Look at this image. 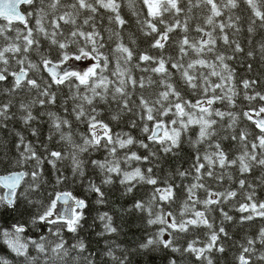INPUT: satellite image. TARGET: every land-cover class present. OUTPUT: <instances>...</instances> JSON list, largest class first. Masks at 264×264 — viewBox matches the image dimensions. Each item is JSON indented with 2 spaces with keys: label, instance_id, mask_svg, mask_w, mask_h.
Here are the masks:
<instances>
[{
  "label": "snow or ice",
  "instance_id": "obj_1",
  "mask_svg": "<svg viewBox=\"0 0 264 264\" xmlns=\"http://www.w3.org/2000/svg\"><path fill=\"white\" fill-rule=\"evenodd\" d=\"M241 4L247 14L246 53L237 38L244 31V18L234 11ZM21 5L28 10L22 13ZM201 6L207 10V27L197 24L195 31L201 35L189 39L190 17L179 19L185 12L181 0H127L139 33L152 38L149 51L139 49L122 0H0V95L9 97L0 102V126L18 119L38 137L33 110L39 106V116L48 118L47 142L39 145L42 152L16 131V155L9 159L6 152L0 160L14 169L0 176V187L11 193L0 197V204L14 208L26 202L35 207L28 224L47 228L38 240L27 238L25 224L19 221L11 230L0 231L16 264H104V257L111 264H131L129 250L117 255L114 241H106L97 259L80 238L88 203L61 190L68 182L94 193L97 205L107 203L105 188L122 197L134 196L125 211L142 214L148 227L159 226L146 234L138 249L167 250L172 254L168 264H215L213 254L225 253L222 240L231 238L230 226L257 218L264 221V199H258L256 191L258 187L264 191V91L249 94L247 90L259 81L242 79L249 109L236 113L215 107L236 106L235 73L228 61L237 54L254 58L257 51L264 61V37L257 48L251 47L257 29H264V0H196L195 4L189 0L187 11ZM225 12L226 19H218ZM165 13L173 17L172 23L163 19ZM177 30L184 35L173 41L171 34ZM218 41L227 52L217 51ZM173 44L176 56L165 58V49ZM248 69L252 71V63ZM64 87L69 94L58 105L60 115L51 109L57 107V93ZM22 93L29 98L19 100L17 115L12 109ZM68 100L73 101L71 110ZM241 115L249 127L254 126L251 130L240 127ZM124 123L139 137L131 131H113V124ZM81 125L85 131H80ZM53 141L56 148L50 147ZM185 145L191 150L189 167H165ZM101 152L102 159L96 155ZM46 166L55 174L54 182ZM188 177L191 182H186ZM241 192L243 200L237 201ZM96 219L103 226L98 236L118 233L108 212H98L93 223ZM201 229L203 240L198 238ZM245 239L235 264H264V224ZM0 264L11 262L0 258Z\"/></svg>",
  "mask_w": 264,
  "mask_h": 264
},
{
  "label": "trees",
  "instance_id": "obj_2",
  "mask_svg": "<svg viewBox=\"0 0 264 264\" xmlns=\"http://www.w3.org/2000/svg\"><path fill=\"white\" fill-rule=\"evenodd\" d=\"M189 0H181V7L185 9V12L179 17L181 22L184 20V16H189V24H188V32L187 36L189 39H195L198 38L201 34L197 33L195 31V28L197 24L201 25L202 27H207L204 23V17L207 14V10L204 6H201L199 8L193 7L191 13L187 11ZM196 0H192V3L195 4ZM219 3L220 0H217ZM140 5H137V10H139ZM243 4H241V7L234 10L235 14L241 15L244 18L243 21V28L244 31L237 36V38L241 41L245 53L249 50V44H248V33H247V22H246V16L247 14L243 11ZM28 10V6H24L22 8V12H25ZM122 11L125 16V18L129 19L133 22L135 21V17L131 15L130 10L127 7V0H122ZM146 11V10H145ZM228 13L225 12L224 16L218 19H226ZM159 19V17L157 18ZM163 19L169 23L173 22V17L165 13L163 15ZM104 25L107 26V19L104 20ZM34 24V21H33ZM19 27H22L21 25H17ZM113 27H116L113 25ZM161 29H163V25H159ZM208 30H211L208 28ZM132 31L136 33V36L138 38V44L139 49H148L149 51H153L149 48V42L151 41V37H145L141 35L138 31V26H133ZM218 35V29L217 33ZM107 34L105 33V36ZM173 41L177 40V38H182L184 33L180 32L179 30L175 31L171 34ZM231 36V33H229ZM262 37H264V29H257V33L253 38V45L251 46L253 49L258 47V43L260 42ZM124 42L128 43V36L127 33L124 34ZM218 52H227L226 47L222 44V42L218 41ZM154 54L159 55L158 51H155ZM169 54H172L174 57L176 56L175 51V45L173 44L172 48H166L165 49V58ZM191 55V54H190ZM208 59H214L211 55L207 57ZM33 59L35 57L33 56ZM186 62V61H185ZM229 66L233 69L235 73L234 81L233 83L236 85V89L238 92V96L235 98V107L234 108H228L226 103H217L215 107L221 108L222 110L226 111H233L236 113H241L242 111H246L249 109L250 105L249 102L244 100V92L245 90L242 87V79H257L259 83L254 86V88H250L247 91L249 94H252L254 90H260L264 91V76L261 75V73H264V61L260 59L259 53L257 51V54L254 58H249L246 54H237V56L232 60L227 62ZM253 64L252 71H249L248 64ZM136 76L139 77L141 73L138 71L135 72ZM38 75V74H37ZM46 75V73H45ZM147 75V74H145ZM178 79V77H177ZM214 80L216 78H213ZM72 91H75V89H72ZM152 91V90H149ZM219 91V90H217ZM69 94V88L64 87L62 89V92H58V100H57V107L52 108L51 110L56 111L58 114L63 115V110L59 108V104L67 98ZM147 94V93H146ZM29 97L26 93H22L21 95L17 96L14 103L16 107H13L12 111L16 112L17 115L20 113L18 112V103L20 99L27 100ZM9 99V97H6L4 95H0V102H3L4 100ZM194 102V101H193ZM255 103V102H254ZM73 101L68 100L67 107L69 110H71ZM115 107V106H113ZM39 106H37L33 112L34 115L38 117V122H33V126H37L39 129V136L33 137L31 133L25 129L22 125V123L16 119L13 121L7 122V126L3 127L0 126V160H3L5 153L7 152L8 158L11 159L16 155L15 150V143L17 140V137L15 135L16 131L22 132L26 137V142H31L35 147H37L38 151H43L42 148H40V142H47V133H48V123L44 122L47 121V117H40ZM227 119V118H226ZM226 122V121H225ZM113 131H131L134 136L139 137V133L136 130L129 129L127 127V124H113ZM240 127L246 128V130H251V126L249 127V122L246 121L243 116H240ZM86 126L81 125L80 131H85ZM58 139V136L55 138ZM50 147L56 148L57 145L55 141H53L50 144ZM191 153V150L185 145L182 149V152L179 154L176 158H170L168 161V164L165 165V167L171 166L172 169H175L177 166H181L182 168H188L189 167V155ZM97 157L103 158V153H97ZM68 162L65 161L64 164L66 165ZM48 167V178L51 179L53 182L55 180V174L51 172L50 166ZM14 169L10 165H6L4 163H0V175H6L13 171ZM70 172V169H68ZM255 175H259V172H256ZM97 182H99V177L97 176ZM186 182H191V177L187 178ZM215 183V182H211ZM224 187H227L229 185V181L225 179L223 182ZM117 188H119L118 182L116 185ZM232 187H236L235 184L232 185ZM62 191H68L70 192L74 197L78 198H86L88 203V208L86 210L87 213V224L85 226V230H82L79 233L80 238H83L90 249V251L99 259L100 251L106 249V241H114L115 243L112 244L113 248H117V245L119 246L116 254L122 255L123 252L121 250L127 249L130 253V260L131 264H168V259L172 256L170 252L164 249L159 250H150L148 252H140L138 249V244L140 241L145 240L146 234L149 232H155L159 226H151L148 227L146 225V221L144 219V216L140 213H127L125 210L128 209L135 197L134 196H126L122 197L119 191H112L109 188H105V192L107 194V203L102 205H97L95 201V194L89 193L85 190V187L82 184L76 183L73 184L72 182H68L61 186ZM222 190V189H221ZM22 191V189L18 190ZM257 191V198L258 199H264V191H262L259 187L256 189ZM0 193L2 195V190L0 189ZM45 197L47 196V193L44 194ZM201 197L205 195L203 191L199 193ZM37 196H39V193L36 194L33 198L35 199ZM237 201L243 200V194L241 192L240 195L236 198ZM174 208H178V205H174ZM227 210V206H225ZM108 212L109 215L113 216L114 220V226L118 228V233L106 235V236H98L97 233L103 232V226L102 223L96 219L95 223H93V218L97 217L98 212ZM35 212V207H29L26 202H20L16 205L14 208H8L2 204H0V231L4 229L11 230V226L15 224L16 222H22L25 224L26 232L25 236L29 239H35L38 240L41 234H47V228L40 227V228H33L28 224V220L31 215H33ZM234 216H238V213H231ZM218 216V213H217ZM219 221H217L218 223ZM264 224V221H261L259 218H257L254 222H246L243 226L237 224L235 227H229L228 231L230 233V239H223L222 242H224V246L226 248V251L224 254L214 253L215 257V264H235L234 257L237 255L240 251V245L246 244L245 237L247 236H255L258 232V229ZM203 229L200 230V234L198 236L199 239L203 240L205 237L203 236ZM71 235V234H67ZM165 239H168V236L165 235ZM191 238V237H189ZM51 239H55V237H51ZM73 241H69V243H72ZM179 243H185V240L178 241ZM259 247V245H257ZM132 249H137L136 252H132ZM35 251H32V255H35ZM0 258H5L11 262V264H16V256L14 253L11 252V250L3 244L2 239H0ZM104 264H111V261L108 260L107 257H104Z\"/></svg>",
  "mask_w": 264,
  "mask_h": 264
},
{
  "label": "water",
  "instance_id": "obj_3",
  "mask_svg": "<svg viewBox=\"0 0 264 264\" xmlns=\"http://www.w3.org/2000/svg\"><path fill=\"white\" fill-rule=\"evenodd\" d=\"M24 6H26V5H21V6H20V11H21V12H22V8H23ZM22 13H23V12H22ZM9 174H10V173H9ZM6 175H8V174H6ZM0 176H3V175H0ZM0 189L3 191V196H4L7 190L3 189L2 187H0ZM7 194H8V195H11L10 191H7ZM70 203H71V201H70Z\"/></svg>",
  "mask_w": 264,
  "mask_h": 264
},
{
  "label": "rangeland",
  "instance_id": "obj_4",
  "mask_svg": "<svg viewBox=\"0 0 264 264\" xmlns=\"http://www.w3.org/2000/svg\"><path fill=\"white\" fill-rule=\"evenodd\" d=\"M0 197H2L1 193H0Z\"/></svg>",
  "mask_w": 264,
  "mask_h": 264
}]
</instances>
